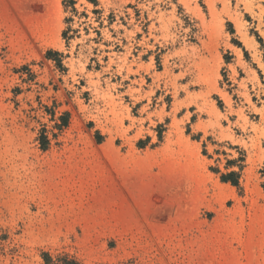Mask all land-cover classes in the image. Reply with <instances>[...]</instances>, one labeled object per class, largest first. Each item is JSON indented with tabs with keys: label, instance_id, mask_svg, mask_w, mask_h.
I'll return each mask as SVG.
<instances>
[{
	"label": "rangeland",
	"instance_id": "rangeland-1",
	"mask_svg": "<svg viewBox=\"0 0 264 264\" xmlns=\"http://www.w3.org/2000/svg\"><path fill=\"white\" fill-rule=\"evenodd\" d=\"M46 256L264 264V0H0V264Z\"/></svg>",
	"mask_w": 264,
	"mask_h": 264
},
{
	"label": "trees",
	"instance_id": "trees-1",
	"mask_svg": "<svg viewBox=\"0 0 264 264\" xmlns=\"http://www.w3.org/2000/svg\"><path fill=\"white\" fill-rule=\"evenodd\" d=\"M47 144H48V142H47V139L45 138V139H43V142H42V147H43V149H45L46 150V148H47ZM225 180L227 181V180H229L228 178H225ZM236 186H237V183H234ZM46 259V264H78L77 262H75V261H54V260H52L50 257H48V256H46L45 257Z\"/></svg>",
	"mask_w": 264,
	"mask_h": 264
}]
</instances>
